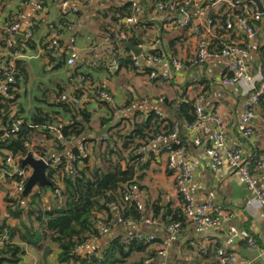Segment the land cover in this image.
Returning a JSON list of instances; mask_svg holds the SVG:
<instances>
[{"label":"crops","instance_id":"obj_1","mask_svg":"<svg viewBox=\"0 0 264 264\" xmlns=\"http://www.w3.org/2000/svg\"><path fill=\"white\" fill-rule=\"evenodd\" d=\"M134 1L139 3L141 8L137 15L139 22L146 24L136 27L141 41L135 46L140 47L143 53L164 50L167 56L179 60L189 59L196 53L197 37L190 26H184L182 14L171 11L168 7L158 8L155 0H94L92 3L83 2L78 13L69 12L64 16L60 8V0H4L0 10V57L5 54L2 45V40L8 34L5 29L15 21L21 23V32L24 35L32 31V42L36 46L31 49L24 44L26 40H16L14 36L16 42H23L22 48L26 50L18 59L27 70V78L31 72H34L41 89V92L35 96L34 104H31L29 116L33 115L37 106H41L59 112L57 127L71 122L72 112L57 106L56 101L61 88L71 89L70 75L76 68L90 75L92 86L104 85L112 98L102 103L96 100L90 102L88 109L90 118L85 122V128L82 130V136L85 138H88L87 132H91L88 139L93 140H99L102 135L109 132L121 142L120 136L126 132H133L135 125L141 124L150 111H160L163 117L175 120L171 106L159 101L160 98L177 103L184 98L193 99L203 94L205 110H216L226 117L228 145L242 148L246 155L264 152V114L261 113L260 105L256 110L253 139L248 141L237 131V121L246 108L247 96L243 93V86L240 84L229 87L222 85L221 79L228 73V58H211L202 65L179 70L168 63H143V66L151 68L156 73L154 78L150 77L146 70H133L126 66L115 69L110 65L93 67L86 63L87 59L101 63L111 62L117 55L116 50L117 53L123 52V45L105 43L104 39L120 28L118 20L121 18V11H124L125 4ZM166 1L170 5L179 0ZM39 2L42 4L41 9L37 8ZM210 2L211 0L198 1V5L193 8L195 21L197 18L205 19L212 13L220 18L229 6L225 1L217 0L214 4ZM261 3L264 7V0H261ZM251 7L258 8L254 2ZM63 20L68 22L71 30L62 27V45H68L72 34L79 51V59L73 69L66 64L68 53L65 50L62 53L64 58L60 67H55L54 61L48 54L40 51L41 42L48 36L49 24L57 23L61 26ZM254 24L256 29L254 38H250L238 25H235L233 30H227L218 22L215 29L220 30L223 39L248 47L245 58L252 74L257 75L264 71V23L254 22ZM47 97L51 99L48 100ZM145 98L149 99L145 107L146 114L142 110V100ZM20 104L22 105L21 102ZM130 104L136 107L135 114L123 116L117 112V108ZM24 109L25 111L20 113L22 118L26 117V108ZM213 132L214 124L211 123L209 135L202 145H197L188 130L185 128L180 130V137L186 145V159L193 172L189 191L197 204L212 202L222 205L225 212L232 215L216 226L200 227L186 222L183 230L172 242L168 264H219L216 252H212L219 247L236 253L239 258L238 264L247 261H250V264H262L264 214L256 197L264 189V169L257 172L258 184L254 190L249 189L245 180L228 165H225L221 171L214 172L205 152V148L213 142ZM73 146L67 147L60 154H70ZM127 153L130 154V149ZM145 157L147 161L137 168L134 179L140 188L139 196L144 207L147 208L146 211L153 215V207L160 206L161 215L158 224L141 222L130 228L136 233L155 236L156 241L150 245V249H157L160 240L164 237L166 222L182 212L183 200L176 191L175 170L168 164V154L163 144L154 145L147 151ZM129 158L132 159V156ZM91 162H94V158ZM10 182L8 179H0V221L5 217L6 191ZM248 202L251 203L249 209L246 206ZM170 210L171 214L167 216L165 222L162 213H168ZM231 227L238 230L239 236L229 235ZM127 231L125 226L116 229L103 228L100 236L90 241L82 253L93 256L100 250L108 249L112 239ZM249 236L255 237L259 248L249 247L246 239ZM205 240L212 245L213 250L209 254L201 253L191 246V242ZM143 255L144 253H135L128 263ZM20 264H42L41 255L34 248L27 246L26 255ZM48 264H58L55 254L48 259Z\"/></svg>","mask_w":264,"mask_h":264},{"label":"built area","instance_id":"obj_2","mask_svg":"<svg viewBox=\"0 0 264 264\" xmlns=\"http://www.w3.org/2000/svg\"><path fill=\"white\" fill-rule=\"evenodd\" d=\"M94 0H60V8L63 15L73 12L78 13L81 9L83 2L92 3ZM199 0H179L175 3L167 4L166 0H155V5L158 8L168 7L171 11L179 12L183 16L184 26H190L193 33L197 37V50L196 53L189 59L179 60L176 58H170L165 52L158 54H152L151 52H142L139 56L134 55L131 50L132 60L136 69L146 70L147 66H143V63H168L172 64L176 69H188L193 66H199L205 63L208 59L226 57L229 59L228 73L221 79L223 86L229 87L234 84H240L243 86V93L247 96L246 108L243 114L237 121V131L241 137L251 141L253 139L255 128L254 120L256 118V110L259 106L261 96L264 94V71L259 74H252L249 65L246 61V55L248 53V47L245 45L237 44L227 40L221 41L220 48H211L213 39L216 36L215 29L213 28L211 21L201 18H193V14L190 10V5L194 2L195 6L198 5ZM225 1L230 6L240 3L237 1L233 3L231 0H218ZM247 2L243 0L242 2ZM249 2H254L248 0ZM217 0L212 1V4ZM4 0H0V10L3 7ZM37 8L41 9L42 4H37ZM140 5L137 2H132L131 13L127 16L121 17L119 21L120 28L112 32L107 36L105 43H112L115 45H123L125 42H130V30L132 27L139 23L137 17L140 11ZM246 13L232 15L228 14L226 18V28L228 30L233 29L235 25H238L250 38H254L256 35V29L254 22L264 23V10L259 11L258 8H252L251 5L244 4ZM59 26L57 23L49 24V33L45 40L40 44V51H44L52 60H61L63 50L68 53L66 64L72 69L76 66L79 59V51L76 47V39L71 34L68 45L63 46L61 43V36L63 34V28L66 27L71 30L68 22L63 20ZM22 25L19 21L13 22L6 27V32L9 37L6 38V46L3 47L5 54L0 57L4 59L3 63H0V96L10 98L11 90L16 83V59L20 58L23 54L22 49L15 48L11 50L14 44V36L21 32ZM33 33L30 30L25 33V39H32ZM25 41V42H26ZM86 63L93 66H111L112 68H118L119 62L115 58L111 62L87 59ZM71 89L64 90L58 94V101H66L72 103L78 107L80 111L86 110L89 107L91 101L97 102L110 101L111 95L104 85H98L94 87L91 85L82 71L73 69L71 75ZM156 73L152 71L150 77L154 78ZM164 98H160L159 101H163ZM204 95L199 94L193 98V106L195 109V119L193 122H185L181 124L176 122L173 131L170 134H159L157 137L149 140L147 143L139 147L138 152L141 154V162L146 160L145 154L148 150H151L156 144H163L164 149L168 154V164L175 170L174 180L175 187L178 194L183 200V220L173 221L165 225L164 237L160 240L157 247V255L153 259H147L144 264H168V254L172 246L174 238L183 230L186 222L194 224L196 226H216L224 220H228L232 214L226 213L222 205H216L212 202H206L197 204L190 194L189 183L193 178L192 167L189 161L186 159V145L180 137L181 128L188 130L194 138V142L197 145H202L210 132V124H214L213 142L205 148L206 155L210 161V167L214 172H219L225 165H228L232 170L238 173L246 182L249 189L254 190L258 184L259 170L264 169V152H257L253 155H246L242 148L237 146H230L226 142V117L216 110L206 111L204 107ZM149 99L142 100L143 112L146 114L145 107L148 105ZM13 108L19 111L17 105ZM137 111L133 104L124 105L117 108V112L123 116L135 114ZM159 115H163L160 111ZM78 118H82L79 113ZM21 120L19 119L16 125L11 130L6 131L8 136L10 132H16L19 129ZM44 128L48 129L50 134L54 137L49 140V155H41L35 142H26L25 146L28 149V153H31L36 159H44L47 162L46 175L50 181V185L54 184L55 188H49L50 185L40 186L35 185L32 187L26 197H23L26 184L33 173V168L30 165H21V159L27 156H15L12 152L6 151L7 156L2 161V167L0 168V179H8L10 186L6 191V213L5 223L7 226L14 223V219L11 214V210L15 209L16 205H19L22 201L33 205L34 207L45 206L52 199H63V190L65 184L63 178L66 173L77 174L79 168L83 166L81 161L77 160L75 151L77 150L83 157H89L90 161H93V149L94 144L92 141H87L84 137L65 136L60 128L50 123H46ZM107 135L102 136L100 139H105ZM55 138V141H54ZM73 146V150L70 154H60L61 151L67 147ZM52 154V155H51ZM59 154V155H57ZM47 187V188H46ZM256 199L259 201L264 214V189L257 194ZM9 200V201H8ZM125 200L133 202L139 209L142 208V201L139 196V189L137 186H133L131 191L125 196ZM247 209L251 207V203L246 205ZM110 215H98L95 222L101 229H116L119 226H125L128 231L121 236L120 242L124 244L129 242L130 239L137 238L145 243L153 244L156 241L155 236L145 235L142 233H136L131 230V226L136 223H153L158 224L157 218H143L141 221H129L123 217L121 210L111 202L108 204ZM229 235L232 237L239 236V232L235 227H231ZM94 237L84 245L78 246L75 251L82 253L86 245L97 239ZM249 247L259 248V244L254 236L246 238ZM203 242H191V246L204 254H209L213 249L209 241ZM10 242L7 228L0 233V251L4 248L5 244ZM108 249L100 250L93 257L98 260L107 253ZM216 255L219 260V264H238V255L234 252H228L223 247L216 249ZM244 264H250V261ZM264 264V261L263 263Z\"/></svg>","mask_w":264,"mask_h":264},{"label":"trees","instance_id":"obj_3","mask_svg":"<svg viewBox=\"0 0 264 264\" xmlns=\"http://www.w3.org/2000/svg\"><path fill=\"white\" fill-rule=\"evenodd\" d=\"M231 1L233 3L241 2L236 3L233 7L229 5L230 7L228 6L227 11L220 18L214 13L207 17L214 29L218 22L222 23L227 29L226 18L228 14L246 13L244 4L251 5L248 0L247 2H242L243 0ZM131 6V2L125 4L124 11L119 12L120 16L129 15ZM194 7L196 6L193 2L189 8L195 19ZM246 15L248 14L246 13ZM144 25L146 24L139 22L131 28L129 41L134 45H138L141 41L140 34L136 32V27ZM215 32L216 36L210 47L220 48L221 41L224 39L219 29H215ZM7 37H9V34H6L4 40H2L3 47L6 46ZM32 40L30 39L24 44L34 49L36 46ZM22 43L21 41L16 42L14 39L15 46L11 50L19 48L22 49V52L26 51L22 48ZM122 50V53H117L116 50L117 55L115 58L119 62V67L126 66L136 70L131 50L125 46H122ZM160 52H164V50L151 53L158 54ZM63 58L64 56L62 55L61 60H53L55 67L62 66ZM4 59H0V63H3ZM16 67V83L11 90V97L0 96V168L2 167V161L7 156L6 151L12 152L15 156L26 155L28 153V149L25 146L26 142H35L36 148L41 155H49V140H52L54 136L43 126L47 122L54 126H58L57 123H59V112L57 110L44 109L41 106L35 108L30 119L27 117L22 118L20 113L23 111V106L19 102V90L22 76L25 79L27 78V70L25 66H22V61L19 59H16ZM77 71L80 70L77 69ZM146 71L150 75L153 70L146 68ZM82 73L91 83L90 75L85 72ZM63 91V88H61L58 94ZM56 102L57 106L71 111L73 115L68 125L58 128L61 129L65 136L83 137L84 124L90 118L89 107L80 111L78 107L70 102L58 100ZM163 102L169 107L171 106L175 115L174 121L159 115L156 111H150L141 124L137 123L135 125L133 132H126L120 136L121 142L110 135L109 132L104 134L107 135L105 139L93 140L84 137L87 141H92L94 144V162L92 163L89 157H83L80 152L75 151L77 160L81 161L83 166L79 168L77 174H65L62 200L52 199L45 206H39L38 208L22 201L19 205H16L15 209L11 210L14 219L13 224L7 226L5 217L2 218L0 221V233L7 228L10 242L5 244L0 251V264L22 263L26 255L27 246L34 248L41 255L42 264H48V259L54 254L58 264H144L147 259L155 258L157 249H150V243L134 238L121 244L120 238L124 233L112 239L107 253L99 260L89 254L78 253L75 249L94 237L100 236L101 230L95 220L98 215L111 217L108 207L111 202L115 203L121 210L123 217L129 221H141L143 218L158 219L161 215L160 206H152L154 214L150 215L143 203L142 208L139 209L135 203L125 200V196L131 191L133 186H137L140 189L134 179L137 168L142 166L141 154L138 152L139 147L159 134H170L176 122L183 124L185 122H193L195 119L193 99L184 98L176 103L164 98ZM14 105L18 106L19 111L13 108ZM259 105L261 113L264 114V94L261 96ZM79 113L82 118H78ZM19 119L21 124L18 131L10 132L7 136L6 131L11 130ZM129 149L130 154L127 153ZM130 156H132V159L129 158ZM49 188L54 189L55 185L51 184ZM170 214L171 210L168 213H162L165 222ZM178 220H183L182 212L166 223ZM215 251L216 249L212 252ZM135 253H144V255L128 263V260Z\"/></svg>","mask_w":264,"mask_h":264},{"label":"water","instance_id":"obj_4","mask_svg":"<svg viewBox=\"0 0 264 264\" xmlns=\"http://www.w3.org/2000/svg\"><path fill=\"white\" fill-rule=\"evenodd\" d=\"M257 5L259 11H263L264 7L261 3V0H252ZM15 39H25V35L23 32H19L15 35ZM123 46L129 48L132 50L134 55L139 56L141 54L142 49L140 47H136L132 42H125L123 43ZM21 165H30L33 168V173L30 176L25 190L23 192V197H26L27 194L30 192L33 186L40 185L42 187L50 185V181L47 178L46 175V169L48 167L47 162L40 158L36 159L33 157L31 153L27 154L25 158L21 159Z\"/></svg>","mask_w":264,"mask_h":264},{"label":"rangeland","instance_id":"obj_5","mask_svg":"<svg viewBox=\"0 0 264 264\" xmlns=\"http://www.w3.org/2000/svg\"><path fill=\"white\" fill-rule=\"evenodd\" d=\"M36 74L34 72H31L30 76L25 79L24 76L21 78V83H20V100L19 102L22 103V105L26 108L25 116L27 118H31V115L29 116L30 110H31V104L35 102L36 100V95H38L41 92L39 82L36 79ZM43 88V87H42ZM48 100H50V97H47ZM23 107V110L25 111ZM30 108V109H29ZM22 115V114H21ZM23 118H25L23 116ZM91 132H87V137H90Z\"/></svg>","mask_w":264,"mask_h":264}]
</instances>
